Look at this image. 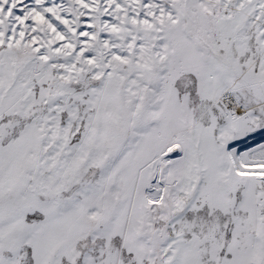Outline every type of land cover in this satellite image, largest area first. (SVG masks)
<instances>
[{"label":"snow or ice","instance_id":"6c2138e0","mask_svg":"<svg viewBox=\"0 0 264 264\" xmlns=\"http://www.w3.org/2000/svg\"><path fill=\"white\" fill-rule=\"evenodd\" d=\"M0 264H264V0H0Z\"/></svg>","mask_w":264,"mask_h":264}]
</instances>
